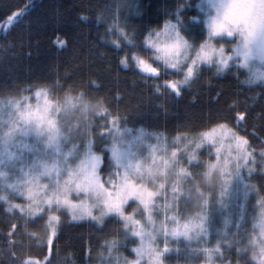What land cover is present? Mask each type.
Instances as JSON below:
<instances>
[{
	"label": "snow or ice",
	"instance_id": "6c2138e0",
	"mask_svg": "<svg viewBox=\"0 0 264 264\" xmlns=\"http://www.w3.org/2000/svg\"><path fill=\"white\" fill-rule=\"evenodd\" d=\"M29 6L25 5L23 12L8 16L0 27L10 29L19 23ZM188 8L198 9L203 14L201 22L207 28V38L199 44L191 43L181 34L183 13L179 8L175 23L166 22L162 30L149 32L139 45L116 22L106 27L105 34L111 33L114 37L106 43L121 53L120 65L132 67L143 79L153 81L157 94L180 97L190 82L198 78L202 66L207 65H215L216 72L222 73L231 71L235 64L238 72L247 73L243 84L264 85V0H200ZM81 19L87 22L86 18ZM224 37L235 41V47L227 52L223 46L216 47L212 43L213 39ZM57 44L63 47L66 41L58 38ZM34 97L35 104L28 95L10 97L0 104V202L7 212L19 213L25 225L44 222L49 253L53 239L58 238L61 217L67 215L73 221H88L100 232L115 220L122 225L125 237L130 234L138 238V246L131 250L134 259H125L123 264H162L163 254L169 251L170 238L186 242L193 255L203 257V264H217V260L220 264H232L220 259L224 256L222 243L231 242L216 239L213 245L211 229L215 213L224 216L227 228L232 222L233 202L246 200L251 192L258 191L244 175L246 170L251 176L257 161L256 150L248 139L226 123L216 122L204 130H193L191 139L186 133H178L169 153L164 146L165 138L142 127H128L126 121L121 124L119 116L105 107L103 98L90 96L87 91L68 90L63 96L55 97L48 88L40 86L35 89ZM75 111L85 115L92 111L96 119L104 120L103 127L111 142L100 155L93 153L89 142L83 158L73 166V158H79V150L84 145L77 146L70 140L63 129L62 118ZM234 119L239 124L244 120L243 113L237 112ZM153 136L155 144L149 143ZM28 138L35 142L29 143ZM181 143L183 155L180 154ZM204 145L208 146L206 162L198 159V155H204L201 151ZM259 149V160L264 165V141ZM106 158L108 178L104 179L100 173ZM196 169L203 171L197 175ZM169 174L175 177L170 190L177 211L172 216L165 212V223L156 230L153 212L162 195L167 200L169 188L166 182H161L162 191L152 190L147 182L158 178L166 180ZM42 180L47 182L41 183ZM185 184L191 187L185 188ZM204 184H215L218 191L205 194ZM13 194L23 197L27 203H13ZM188 199L198 202L197 211L183 217L179 203ZM133 205L142 209L141 217L146 223L136 217ZM256 205L258 213L253 217L252 231L241 238L240 245L252 249L249 264H264V195L257 199ZM130 208L133 210L129 211ZM235 227L239 231L241 225ZM15 232L16 225H12L8 237L10 257L16 247L11 242ZM160 235L164 238L163 249L159 247ZM216 235L224 237L227 232ZM131 242L135 244L136 240ZM104 246L111 257L114 250L119 249V241L105 237ZM9 264H54V261L48 256H44L43 261L25 256L12 258ZM107 264L113 261L108 260ZM115 264H120L119 258Z\"/></svg>",
	"mask_w": 264,
	"mask_h": 264
},
{
	"label": "trees",
	"instance_id": "16d2710c",
	"mask_svg": "<svg viewBox=\"0 0 264 264\" xmlns=\"http://www.w3.org/2000/svg\"><path fill=\"white\" fill-rule=\"evenodd\" d=\"M123 2L129 4L127 8ZM194 3L198 0H0V25L30 4L19 23L10 29L0 27V101L31 95L40 86L48 88L55 97L68 90L87 91L90 96L103 98L105 107L119 116L121 124L126 121L128 127H142L159 134L170 147L178 133H186L191 139L193 130H204L216 122L226 123L256 150L253 182L264 195V165L259 160V145L264 141V85L243 84L244 75L234 67L221 74L214 66H202L198 78L190 82L180 97L157 94L154 82L143 79L132 67L120 65L121 53L106 43L114 38L111 33L105 34L106 27L116 22L139 45L149 32L162 29L166 22L175 23L179 8L183 13L181 34L191 43L199 44L205 39V29L197 9L188 8ZM58 38L65 40L66 45L58 46ZM237 112L244 115L239 124L234 119ZM100 120L102 125L98 123L96 128L104 125V120ZM108 142L109 138L104 143ZM96 150L102 154L105 148L96 146ZM201 151L204 155H198V159L206 162L207 146ZM194 171L199 175L203 170ZM100 174L104 179L108 177L107 158ZM188 187L191 186L185 184ZM202 191H209L206 184L202 185ZM253 214L250 210L246 212L239 231L230 245L223 248L225 262L251 261L252 250L240 245V241L252 231ZM61 220L58 238L53 239L49 253L44 222L25 225L19 213L7 212L0 202V264L25 256L41 261L48 256L54 264H107L108 260L115 264L117 258L123 264L125 259H133L131 250L137 239L130 234L125 237L117 221L107 223L100 232L86 220L71 222L67 215H62ZM12 225H16V232L11 242L16 247L10 257L8 237ZM105 237L119 241V249L111 257L104 246ZM238 247L242 248L239 252ZM201 263V256L193 255L183 240L162 256V264Z\"/></svg>",
	"mask_w": 264,
	"mask_h": 264
},
{
	"label": "rangeland",
	"instance_id": "374dc122",
	"mask_svg": "<svg viewBox=\"0 0 264 264\" xmlns=\"http://www.w3.org/2000/svg\"><path fill=\"white\" fill-rule=\"evenodd\" d=\"M200 2V0H198V3ZM197 3V4H198ZM123 6H125L127 8V6L129 4L123 2L122 3ZM198 13L201 15L200 20L202 21L203 19V14L199 12V10L197 9ZM202 23V22H201ZM204 29H205V39L207 38V28L204 24H202ZM162 30V29H160ZM158 30V31H160ZM156 32V31H155ZM212 43L216 46V47H220L223 46L227 51L231 50L232 48L235 47V41L233 40V38H228V37H224V38H215L213 39ZM207 66H214L215 65H207ZM232 67H234L236 69V65L232 64ZM227 71V70H225ZM224 71V72H225ZM244 70H241V72H243ZM222 72V73H224ZM221 73V74H222ZM244 80L246 79V75L247 73L244 72ZM32 97V103L35 104V97H34V93L31 95H28ZM8 99H4L0 101V104L2 103H6ZM98 123H101L102 125V121L100 119H96L94 117V112L89 111L86 115L81 113L80 111H75L73 112L71 115L68 116H64L62 118V126L63 129L65 131V133L67 134V136L70 138V140H72L77 146L79 145H84L83 148H81L79 150V158L74 157V161L75 163L73 164V166H75V164L79 163V160L83 158V152L87 149L89 142H91V150L93 151V153L100 155V153H98V151L96 150V146H99L101 149L103 148H107L110 145V137L107 134V130L102 126L101 128H96V125ZM91 124L92 126V130L89 131V125ZM93 131H96V135H93ZM109 138V142L108 143H104L108 140ZM28 142L29 143H34V139L33 138H28ZM149 143L155 144L156 140H155V136H153ZM228 143V140H225V144ZM165 148L167 149V151L170 153L173 149L172 147H170L169 144L165 143ZM205 146V145H204ZM207 146V145H206ZM69 148L72 147V144L70 143L68 145ZM208 147V146H207ZM179 148H180V154L183 155L184 153V145L181 143L179 144ZM203 148V146H202ZM235 150L233 149V152ZM162 154V153H161ZM145 155H147V152H145ZM244 175L246 177H248L247 182L250 183L251 185H254L253 182V176L251 174V176H249V174L247 173V171L245 170ZM108 178V177H107ZM105 178V179H107ZM174 174H169L166 178V180L164 178H158L154 181H150L147 182L148 186L152 189V190H156V191H162L161 189H159V184L161 182H166V184L168 185L169 191L167 193V200L164 199V196L162 195L158 200H157V207L153 212V219H154V227L156 230H159L160 226L165 223V212H167V214L169 216L175 215L176 214V205H175V201L172 199V194H171V184L174 182ZM46 180H42L41 183H46ZM206 186H208L209 191L205 192V194H209V193H213V192H217V186L215 184H206ZM256 189V186H255ZM263 194L258 192V191H253L249 194L248 198L245 200L243 198H241L238 202H233L232 205V215H231V223L227 226V228H225V224H224V216L220 215L218 212L215 213V218H214V225L213 228L211 229L212 235L210 237L212 244L214 245L216 242V239H222L225 241H230L232 240V238L235 235V232H237V228L235 227L236 224H239L242 226L243 221L245 220V216H246V212L248 210L252 211L254 214L253 216L250 217L251 219V228H252V222H253V217L254 215H256L258 213V207L256 205V201L257 199H259L260 196H262ZM12 202L13 203H27L26 200H24L23 197H20L18 194H13L12 196ZM197 204L198 202L195 199H188V200H182L179 203V208H184L183 211H179L181 213H185V215L181 214V216L183 217H187V216H191L193 214L196 213L197 211ZM165 205H167V207H165ZM133 208H135L136 210V217L139 219H142L143 223H146V220H144L143 217H141V211L142 209L137 208L135 205L133 206ZM191 209H194L193 211H191ZM133 209H131L130 211H132ZM251 214V212H250ZM140 215V216H139ZM69 221L71 222H79V221H73L70 216H67ZM168 227H171V221H168ZM149 230H152V227H149ZM227 232V236L224 237H218L216 235L217 232L223 233V232ZM137 239V245L139 244V240ZM163 235L159 236V247L161 249H163ZM182 240V239H181ZM176 242L178 241H174L171 238L169 239L168 242V247L174 248ZM186 243V242H185ZM230 245V243H222V248H226ZM192 247L195 248L196 247V243L193 242L192 243ZM251 249V247H250ZM252 250V249H251ZM252 255V253H251ZM224 257V256H223ZM220 258V259H223ZM202 258V263L203 264V257ZM134 259V257H133ZM145 261H147V257H145ZM225 261V260H224ZM217 264H220V260H217Z\"/></svg>",
	"mask_w": 264,
	"mask_h": 264
},
{
	"label": "bare ground",
	"instance_id": "6f19581e",
	"mask_svg": "<svg viewBox=\"0 0 264 264\" xmlns=\"http://www.w3.org/2000/svg\"><path fill=\"white\" fill-rule=\"evenodd\" d=\"M264 140V139H263ZM258 148V147H257Z\"/></svg>",
	"mask_w": 264,
	"mask_h": 264
}]
</instances>
